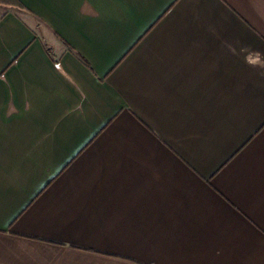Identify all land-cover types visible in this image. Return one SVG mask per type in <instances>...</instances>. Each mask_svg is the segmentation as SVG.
<instances>
[{
	"label": "crops",
	"instance_id": "0c3cea01",
	"mask_svg": "<svg viewBox=\"0 0 264 264\" xmlns=\"http://www.w3.org/2000/svg\"><path fill=\"white\" fill-rule=\"evenodd\" d=\"M0 264H264V0H0Z\"/></svg>",
	"mask_w": 264,
	"mask_h": 264
}]
</instances>
